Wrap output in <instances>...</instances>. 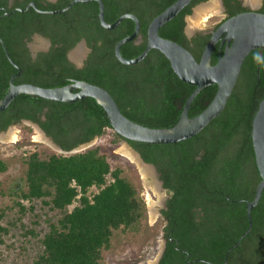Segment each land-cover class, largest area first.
I'll list each match as a JSON object with an SVG mask.
<instances>
[{
  "label": "trees",
  "instance_id": "trees-1",
  "mask_svg": "<svg viewBox=\"0 0 264 264\" xmlns=\"http://www.w3.org/2000/svg\"><path fill=\"white\" fill-rule=\"evenodd\" d=\"M70 1L62 0L58 6L41 5V10L62 9ZM101 1L107 24L123 14H133L139 20L143 43L130 42L120 48L121 56L132 60L144 50L150 21L176 0ZM200 1L205 0H197ZM224 1L232 16L243 11L236 0ZM190 12L189 6L185 7L160 28L159 36L181 45L198 61L209 36L185 37L183 15ZM97 14V3L90 2L75 4L60 15L29 16L24 22L30 27L33 21H38L41 35L51 42L50 50L39 54L33 62L23 46L17 19L10 21L19 14L4 18L0 25L6 31L0 32V37L10 59L22 68L21 82L43 88L64 87L73 81L95 85L106 90L121 114L133 123L151 129H171L194 87L180 81L166 58L155 50L135 66L120 64L114 56V46L133 32L134 23L126 19L108 31L100 26ZM82 38L91 53L84 67L75 69L66 55ZM12 46H17L18 52ZM216 61L217 56L213 54L212 64ZM14 73L0 46V101L8 93V81ZM13 84L17 85V81ZM216 90V85L202 89L191 103L188 117L200 114ZM263 98L264 49H257L245 58L224 110L195 137L170 145L126 141L145 163L156 168L168 196L160 212L165 244L158 264H264V190L251 211V230L228 253L225 261L228 250L248 227L246 202L253 200L255 187L260 182L251 130ZM32 102L37 105L36 111L26 108ZM13 104L17 114L12 110ZM44 108L48 109L46 120L39 122L35 113ZM20 117L38 122L65 153L108 131L112 132V143L124 142L113 132L103 108L91 98L67 104L29 95L17 96L0 112V132ZM23 128L26 132L31 130ZM23 161L26 191L19 198L41 201L60 214L55 222L49 223L48 231L40 240L42 250L31 264H102V253L109 248L113 231L133 228L143 218L144 204L137 189L123 177L121 169H112L107 155L98 147L44 157L33 152ZM6 170L7 165L0 160V173ZM91 188L97 192L88 196ZM16 206L25 213L19 202ZM69 207L72 209L68 210ZM3 217L1 212L0 238L7 233L1 225ZM26 233L37 237L33 230Z\"/></svg>",
  "mask_w": 264,
  "mask_h": 264
},
{
  "label": "water",
  "instance_id": "water-1",
  "mask_svg": "<svg viewBox=\"0 0 264 264\" xmlns=\"http://www.w3.org/2000/svg\"><path fill=\"white\" fill-rule=\"evenodd\" d=\"M191 1L192 0H176L164 11L155 16L147 26L144 50L138 57L132 60L124 59L120 54V48L126 43H137L140 38V23L135 15L123 14L112 24H107L104 20V6L101 0H72L64 8L54 11H38L35 5L31 4V7L38 13L54 16L65 13L75 4L95 2L98 5L97 17L99 24L103 29L108 31L114 30L126 19L131 20L134 23L133 32L129 36L119 40L114 46V56L117 61L127 67L135 66L142 62L150 51H158L169 62L171 70L177 78L194 87L193 91L184 102L178 122L171 129H151L133 123L121 114L115 101L106 90L79 81H73L70 85L64 87L43 88L32 84L14 85L13 80L16 75L12 76L9 79L8 93L0 101V112L7 109L12 101L20 95H29L46 101L67 104L75 103L85 98H91L103 108L113 132L120 136L124 142L130 141L150 145H170L195 137L224 110L236 86L241 66L245 58L253 50L264 49V15L256 12H247L235 15L222 22L208 39L197 61L193 54L181 45L159 36L160 28L178 15ZM9 15L10 13H4L1 17ZM187 36L190 37V33L187 34ZM221 38L222 42L220 46L225 43L224 50L222 53L218 54L217 61L213 65V50ZM0 45L9 64L18 70L19 73L17 65L10 59L1 39ZM76 47H82L84 52L86 50V45L83 41ZM76 47L74 48L75 50L77 49ZM70 54L71 52L68 55L70 62L78 67L81 66L82 59H80L79 62H75L70 59ZM212 85H216L217 90L211 102L200 114L193 118H189L188 111L194 98L202 89ZM4 135L5 133L1 132L0 138ZM251 141L260 182L255 187L253 200L246 202L248 227L240 239L228 250L225 261L228 253L238 246L241 239L251 230V211L258 204L264 190V98L259 103L252 121ZM130 150L141 164L152 170V173L155 175L157 187L166 192L159 179L160 175L156 168L151 164L145 163L137 152L133 151L131 148ZM164 205V202H162V207H164Z\"/></svg>",
  "mask_w": 264,
  "mask_h": 264
},
{
  "label": "rangeland",
  "instance_id": "rangeland-1",
  "mask_svg": "<svg viewBox=\"0 0 264 264\" xmlns=\"http://www.w3.org/2000/svg\"><path fill=\"white\" fill-rule=\"evenodd\" d=\"M213 1L215 0L193 9V15L186 24L187 34L193 36L208 32L218 23L222 17L218 5L206 10L195 20V12ZM190 19L195 20V23H191ZM30 47H33V44ZM81 49L84 52V49ZM74 51L75 49L70 55ZM23 126L26 125L9 128L0 138V160L7 165L6 172L0 173V213L4 212L1 225L7 229V233L0 238V264H31L42 250L40 240L48 231L49 223L55 222L60 216L58 211L52 210L41 201L28 202L19 198L21 192L26 191L23 182L24 158L33 152H39L43 157L47 154L70 155L94 147L100 148L101 152L107 155L112 169L122 170L123 177L137 189L145 209L143 218L137 226L113 231L110 246L102 253V264H157L164 244L162 238L164 221L160 212L164 208L162 202L165 204L168 196L157 187L152 172L143 177L137 165L122 155L125 151L131 153L127 144L112 143L113 135L108 131L104 136L65 153L43 138L36 129L30 128L31 130L26 132ZM37 136L42 140H36ZM96 192L97 189L91 188L88 196ZM17 202L25 208L24 214L16 206ZM75 205L77 204L73 206ZM71 209L72 207L68 208ZM30 230H33L37 237L33 238L26 233Z\"/></svg>",
  "mask_w": 264,
  "mask_h": 264
},
{
  "label": "flooded vegetation",
  "instance_id": "flooded-vegetation-1",
  "mask_svg": "<svg viewBox=\"0 0 264 264\" xmlns=\"http://www.w3.org/2000/svg\"><path fill=\"white\" fill-rule=\"evenodd\" d=\"M1 1L2 0H0V2ZM61 1L62 0H6L5 1V4L0 5V22L4 18H11V17L15 16V14H19L18 17L11 18L10 21H13L14 19L15 20L17 19L16 21H17L18 31L21 32L20 34H21V36H23V38H22L23 46L26 49L27 54H28V57L30 58V60L32 62L33 61H36V59H37V57H38L39 54H41V53H47L50 50V48H51V42H50V40L48 38L43 37L41 35V27L38 26V24H37L38 21H33L31 23L30 27L26 24L27 22L26 23L24 22L25 19L29 18V16H31L33 14H36V15L41 16L40 13H38L33 7H31V4H34L35 7H36V9L38 11H41V5L43 7L58 6ZM64 1H70V0H64ZM210 1L211 0H205V1L197 2V0H192L189 3L188 6H189V8L191 10L190 14L189 15H185V16L183 15V20H184V23H185V26H184V29H183V33H184V35H185V37L187 39H192V38H194L196 36H198V37H206V36H209V38H210V36L212 35V33L217 29V27L222 22H224L225 20L229 19L230 17H233L230 14V12H229V6L225 3V1L224 0H216L217 1L218 8H219L220 12L222 13V15H221L222 17L218 21V23H216V25H214L212 28H210L208 30V32H202V33H198V34H195L193 36L188 37L187 36V32H186V24H187V20L193 15V9L195 7H197V6H199V5L206 4V3L210 2ZM232 3L234 4V2H232ZM236 3L239 5L240 9L243 10L241 13L256 12V13H259V14L264 15V0H236ZM4 13H10V15L9 16H5V17H1ZM21 26H22V30H21ZM0 27H1L0 32L6 31L5 28L2 26V24L0 25ZM0 39H1V37H0ZM1 41L3 42L2 39H1ZM82 41L86 45V50H85V52H83L82 49H81L82 47L80 48L81 49V54L79 56V59L77 61H75V62H79L80 59H82V64H81V66L78 67L74 63L70 62V60L68 58V55ZM221 42H222V38L220 39L219 43H217V45L215 46V48L213 50V54H215L216 56H218V54L219 53H222L223 50H224L225 43L222 46H220V43ZM141 43H143V39L140 36V38L138 39L137 43H135V44H141ZM32 44H33V47H30V45L32 46ZM12 50L13 51L15 50V51L18 52L19 48L17 46H12ZM6 51H7V49H6ZM90 53H91V49L87 46L86 41L82 38V39H80L76 43V45L72 49H70L67 52L66 58H67L68 62L71 63L75 67V69H81V68L84 67V65H85V63L87 61V58H88V56H89ZM213 54H212V56H213ZM17 67L19 69V73H18V70H16L12 66V68L15 70V73L12 74L10 76V78L12 76H15L16 75V77L13 80V82L16 80L17 81V85H21V84H32L30 82H21V81H23V77H22V72L23 71H22V68L20 66H17ZM28 81H30V80H28ZM32 85H34V84H32ZM8 86H9V81H8ZM26 108H28V110H31V111H36L37 105H36L35 102H32ZM12 110H14V113H16V114L18 113V110L15 108L14 104L12 105ZM47 111H48V109L44 108L42 111L35 113L36 118L39 120V122H45ZM20 125H26V126H29L32 129H36L38 131V133L43 138L48 139L54 146H56L57 148H59L55 144V142L53 141V139L50 136H48L47 133L41 128V126L39 125V123L38 122H35V121L31 120V119H27V118L20 117V119H18L15 123L10 124L7 127V129L4 131V133L9 128H16V127H18ZM123 143L127 144L126 142H123ZM80 146H82V145H80ZM128 147H130V146L128 145ZM164 244H165V241H164ZM164 244H163L162 252L164 250ZM162 252H161V254L159 256L158 262H159V260L161 258ZM158 262H157V264H158Z\"/></svg>",
  "mask_w": 264,
  "mask_h": 264
},
{
  "label": "bare ground",
  "instance_id": "bare-ground-1",
  "mask_svg": "<svg viewBox=\"0 0 264 264\" xmlns=\"http://www.w3.org/2000/svg\"><path fill=\"white\" fill-rule=\"evenodd\" d=\"M217 6V1L215 0V1H213V2H211V3H209L208 5H205L204 7H202V8H200L199 10H197L196 12H195V20L196 19H198L199 18V15L200 14H204L205 12H206V10H208V9H211V8H215ZM195 20L193 21H191V19H190V21H191V23H195ZM81 48V47H80ZM80 48H77L73 53H72V55H70V59L71 60H73V61H77L78 59H79V56H80V54H81V49ZM11 138H14V136H11ZM36 138V140H42V139H40V136H37V137H35ZM13 141V140H12ZM124 157H126L129 161H131V162H133V163H135L136 165H137V167H138V170H139V172H140V174L144 177V175H147V174H150L151 172H152V170L149 168V167H147V166H145V165H143V164H141L140 163V161L137 159V157L135 156H133L131 153H129L128 151H125V152H123V154H122ZM153 174V173H152ZM157 190V189H156Z\"/></svg>",
  "mask_w": 264,
  "mask_h": 264
}]
</instances>
